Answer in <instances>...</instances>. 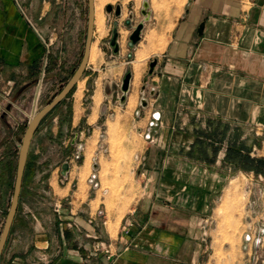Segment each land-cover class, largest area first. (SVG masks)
Masks as SVG:
<instances>
[{
	"label": "crops",
	"instance_id": "0c3cea01",
	"mask_svg": "<svg viewBox=\"0 0 264 264\" xmlns=\"http://www.w3.org/2000/svg\"><path fill=\"white\" fill-rule=\"evenodd\" d=\"M49 3L0 0V97L9 104L18 95L7 97L5 88L27 96L41 75ZM73 32L79 39V29ZM151 52L159 61L138 124L142 131L158 111L155 136L164 146L143 138L130 210L110 218V227L93 200L87 209L82 200H62L57 209L44 203L39 215L33 202L21 201L0 264H200L209 213L234 173L229 165L264 162L250 155L243 134L264 132V0H188L164 48ZM57 67L53 59L48 70ZM140 92L139 100L147 93ZM185 114L188 131L176 132ZM196 114L206 117L205 132L197 131ZM210 138L229 143L227 160ZM99 243L110 252H96Z\"/></svg>",
	"mask_w": 264,
	"mask_h": 264
},
{
	"label": "rangeland",
	"instance_id": "374dc122",
	"mask_svg": "<svg viewBox=\"0 0 264 264\" xmlns=\"http://www.w3.org/2000/svg\"><path fill=\"white\" fill-rule=\"evenodd\" d=\"M94 1L95 5L102 3V0ZM179 1L177 6L175 0H150V20L145 22L142 38L134 46L129 45L130 35L144 19L143 0L103 3L104 23L94 25L93 53L84 76L69 95L43 117L31 143L20 202H33L32 210L36 215L46 212L42 208L44 203L57 209L58 205L62 206V200L68 205L73 200L76 204L82 200V208L87 209L89 201L93 200L92 205L103 211L102 216L108 215V224L112 227L115 224L110 218H120L130 210L139 195L137 163L144 143L138 124L144 116L139 93L146 86L147 93L141 97H150V63L153 59L159 61L158 52H151L143 61L135 58V53L145 46H158L167 41L188 0ZM49 2L50 14L40 24L48 26L43 35L48 57H45L39 79L32 83L27 96L19 97L14 88H5L7 94H3L7 97L12 99L18 95L13 99L16 106L0 97L6 109L0 112V235L13 196L20 145L30 121L24 113L30 112L36 98L38 113L62 90L78 68L85 48L88 0ZM109 4L114 8L121 5V15L117 16L115 9L107 11ZM55 12L57 14L52 16ZM114 28L118 29V52L110 43ZM78 29L79 39L73 32ZM53 59L60 64L54 73L48 70ZM141 62L142 72L137 77L134 64ZM128 70L133 74V83L122 101L121 84ZM137 110H140L139 115ZM184 116L185 123L179 119L172 127L176 132L188 131L191 117ZM195 118L197 131L205 132L208 129L206 117L196 114ZM243 132L250 137L246 145L250 155L264 159V132L256 129ZM213 143L219 149L217 152L224 148V160H227L229 143L215 139ZM156 144L164 146V139H157ZM243 153L247 154V149ZM65 163L70 165L66 172ZM229 167L234 173L226 180L215 209L209 213L203 241L207 250L200 264H264V162L254 163L251 169L245 161ZM246 233L261 238V243H247Z\"/></svg>",
	"mask_w": 264,
	"mask_h": 264
},
{
	"label": "water",
	"instance_id": "95a60500",
	"mask_svg": "<svg viewBox=\"0 0 264 264\" xmlns=\"http://www.w3.org/2000/svg\"><path fill=\"white\" fill-rule=\"evenodd\" d=\"M94 4H95L94 0H88L87 38H86L85 48L83 52V57L81 59V62L78 68L74 72L73 76L69 79V81L62 88V90L47 105H45L42 109H40V111H38V113L28 122L27 128L24 132L22 143L20 145L19 155H18L13 196H12L11 204H10L7 217H6V220H5L1 235H0V259L3 255L4 249L6 247V244H7L10 232H11L14 219L18 211L26 165H27L29 151H30V147H31L34 134L41 120L43 119V117L51 109H53L58 103H60L63 99H65L69 95V93L74 89L76 84L81 80V78L85 74V70L87 68L89 58H90V50H91V45L93 43V36H94ZM106 9L107 11H112L113 6L109 4L107 5ZM141 12L144 15V19L140 21L133 28V31L130 35V41H129L130 46H134L139 43V41L142 38V32L145 27V22L150 20V17H151L150 0H143ZM115 13L117 16L121 15L122 13L121 5L116 6ZM126 23L129 24L130 20H127ZM110 43L114 46L115 51L118 52L119 43H118V29L117 28L113 29V36L110 39ZM156 65H157V59H153L150 63V69H149L150 73H153ZM132 77H133L132 72L128 70L121 84L122 101L126 99V96L130 91ZM145 87L146 86L142 87V92L145 91ZM151 93L153 94L154 91H152ZM141 104L143 107H146L148 105L147 99L145 97H142ZM63 168H64V172H66L67 170H69L70 165L68 163H65Z\"/></svg>",
	"mask_w": 264,
	"mask_h": 264
},
{
	"label": "built area",
	"instance_id": "2783aa9c",
	"mask_svg": "<svg viewBox=\"0 0 264 264\" xmlns=\"http://www.w3.org/2000/svg\"><path fill=\"white\" fill-rule=\"evenodd\" d=\"M38 94H40V91H38ZM142 97H144V96H142ZM36 112H37V98H36V101H35L34 105L31 108L30 112L28 114L25 112L24 115H25V117L26 116L29 117V119L31 120L32 117H34L37 114ZM136 114L139 115L140 114V110H137ZM160 123H161L160 122V113L158 111L152 112L150 120L148 121L145 129L142 130V134H143L144 139H146L150 143H156L157 139H156V136L154 135L153 131L160 126ZM99 215H101V216L103 215V211L102 210H99ZM263 233H264V228H263ZM245 241L247 243L248 242H250V243L252 242V243L258 244V243H261L262 239L261 238H255V237L253 238L250 235V233H246ZM95 250H96V252L97 251L110 252L109 248H107L103 243H99L96 246Z\"/></svg>",
	"mask_w": 264,
	"mask_h": 264
},
{
	"label": "bare ground",
	"instance_id": "6f19581e",
	"mask_svg": "<svg viewBox=\"0 0 264 264\" xmlns=\"http://www.w3.org/2000/svg\"><path fill=\"white\" fill-rule=\"evenodd\" d=\"M106 0H102V3H100L99 5H95L94 4V25H97V26H103V23H104V13H103V8H102V5L103 3L105 2ZM174 3V2H173ZM180 3L179 0H175V4L178 6ZM171 4V3H170ZM179 9L180 6H179ZM176 10V9H175ZM174 10V11H175ZM178 11V10H177ZM180 11V10H179ZM100 28V27H99ZM153 40H155V36L152 37ZM155 44V43H154ZM166 42L164 41L163 44H160L157 46V45H153L152 47H143V49H138L137 50V53H136V57L137 59L140 61L142 60L143 58H145L151 51L153 50H157V49H163L164 46H165ZM92 46V45H91ZM93 53V49L91 47V50H90V56L92 55ZM136 60V59H135ZM137 60V61H138ZM135 63V62H134ZM135 66V76L137 75V77L141 74L142 72V62L141 64L140 63H137L136 65L134 64ZM136 77V78H137ZM33 118V117H32ZM230 189V188H229Z\"/></svg>",
	"mask_w": 264,
	"mask_h": 264
},
{
	"label": "flooded vegetation",
	"instance_id": "af4514ba",
	"mask_svg": "<svg viewBox=\"0 0 264 264\" xmlns=\"http://www.w3.org/2000/svg\"><path fill=\"white\" fill-rule=\"evenodd\" d=\"M115 8H116V7H115ZM115 8L113 7V9H112V10H114Z\"/></svg>",
	"mask_w": 264,
	"mask_h": 264
},
{
	"label": "trees",
	"instance_id": "16d2710c",
	"mask_svg": "<svg viewBox=\"0 0 264 264\" xmlns=\"http://www.w3.org/2000/svg\"><path fill=\"white\" fill-rule=\"evenodd\" d=\"M27 166V165H26Z\"/></svg>",
	"mask_w": 264,
	"mask_h": 264
}]
</instances>
